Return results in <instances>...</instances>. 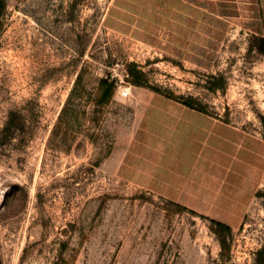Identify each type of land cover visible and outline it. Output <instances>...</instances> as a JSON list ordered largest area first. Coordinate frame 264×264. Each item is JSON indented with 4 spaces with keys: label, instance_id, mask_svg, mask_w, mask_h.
I'll list each match as a JSON object with an SVG mask.
<instances>
[{
    "label": "rangeland",
    "instance_id": "374dc122",
    "mask_svg": "<svg viewBox=\"0 0 264 264\" xmlns=\"http://www.w3.org/2000/svg\"><path fill=\"white\" fill-rule=\"evenodd\" d=\"M261 38L264 0H3L0 264H264ZM157 94L259 137L240 224L116 172Z\"/></svg>",
    "mask_w": 264,
    "mask_h": 264
},
{
    "label": "crops",
    "instance_id": "0c3cea01",
    "mask_svg": "<svg viewBox=\"0 0 264 264\" xmlns=\"http://www.w3.org/2000/svg\"><path fill=\"white\" fill-rule=\"evenodd\" d=\"M259 162L257 135L157 94L144 107L116 172L133 185L233 226L242 221L259 186Z\"/></svg>",
    "mask_w": 264,
    "mask_h": 264
},
{
    "label": "trees",
    "instance_id": "16d2710c",
    "mask_svg": "<svg viewBox=\"0 0 264 264\" xmlns=\"http://www.w3.org/2000/svg\"><path fill=\"white\" fill-rule=\"evenodd\" d=\"M2 4H3V0H0V11H1V8H2ZM260 40H261V45H262V46L259 47V51H261V52L264 53V39L261 38ZM100 86H101V88H102V90H103V96H102V99H103V98H105V97L108 96L110 90L112 89L113 84H112V82H109L108 79H107L106 77H103V78H101V80H100ZM178 100H179V99H178ZM180 101H181V100H180ZM182 102H183V101H182ZM183 103H185V102H183ZM185 104L190 105V106H193V105L188 104V103H185ZM214 221H215V220H214ZM215 222L220 223V224H223V225H226V224L221 223V222H219V221H215ZM226 226H228V225H226Z\"/></svg>",
    "mask_w": 264,
    "mask_h": 264
}]
</instances>
